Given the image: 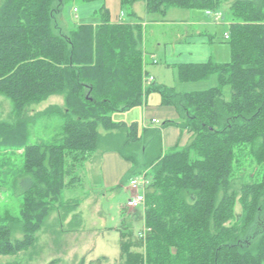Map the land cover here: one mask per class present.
Here are the masks:
<instances>
[{
  "label": "trees",
  "instance_id": "16d2710c",
  "mask_svg": "<svg viewBox=\"0 0 264 264\" xmlns=\"http://www.w3.org/2000/svg\"><path fill=\"white\" fill-rule=\"evenodd\" d=\"M99 1L0 6V98L11 106L9 119H0V151H23L19 219L7 213L0 220V257L31 250L52 212L65 222L77 210L80 203L62 195L79 182L76 169L105 147L132 164L128 183L142 174L149 180L144 228L122 232L120 264H264V0H121L130 15L145 1L148 15L160 18L171 9L230 7V60L176 67L181 82L216 77V86L180 93L152 82L147 90L178 113L162 128L177 126L187 138L168 152L160 129L140 132L137 123L111 117L143 104L141 22L113 23L101 7L95 23H60L66 7ZM53 96L63 106L39 114L61 117V133L53 143L31 144L29 109ZM244 172L250 181L236 183ZM12 223H21V240L12 241Z\"/></svg>",
  "mask_w": 264,
  "mask_h": 264
},
{
  "label": "rangeland",
  "instance_id": "374dc122",
  "mask_svg": "<svg viewBox=\"0 0 264 264\" xmlns=\"http://www.w3.org/2000/svg\"><path fill=\"white\" fill-rule=\"evenodd\" d=\"M3 2L4 0H0V6ZM103 2L104 0L91 4L75 2L73 5L66 7L60 23L68 26L72 23H95L97 22L95 12L101 8ZM106 2L111 4L112 0H106ZM74 8L78 9L77 13L73 12ZM229 8L226 5L216 12L207 11V13L213 12L216 15L210 14L212 18L214 17L215 22L223 17L230 25ZM115 12H120V6L115 9ZM124 12L127 15V12ZM188 13L202 14V11L187 12L173 9L170 12L171 16L188 15ZM126 17V20L129 21L130 17L128 15ZM153 17L151 16V18ZM144 25L148 26L144 30L146 40L143 44V52L145 51L144 46L153 51L157 42L161 43L162 48H167V51H169V48L173 45L172 36L178 29L169 26L164 28L153 27V24L147 18H144ZM207 46L214 54V61L222 63L230 60V46L228 40L224 39L222 29L220 38H217L211 45L208 43ZM158 54L161 59L157 56L155 60L160 63L155 64L152 59L150 71L161 69L159 82L173 87L177 92L204 91L217 85L216 77H211L209 80L202 82H181L177 69L166 66L164 53L159 51ZM143 58L145 68L148 60L145 53ZM150 77L154 76L149 75ZM148 84L151 86L150 82ZM224 90L225 96L229 100L231 90L229 87ZM61 105H63V98L54 96L41 104L30 107L28 117L31 119V144L53 143L59 137L63 119L59 116L40 115L39 113H43L50 106ZM144 109V106H138L127 112L113 113L111 117L114 122H124L128 125L138 123L139 131L142 132ZM10 113V102L6 98H0V119H9ZM166 121L168 120H159L160 124ZM147 123L151 125L149 120ZM171 127L174 126L167 128ZM100 131L102 132V130ZM185 142L184 139L181 146H184ZM170 150L169 147L164 149L165 152ZM22 152V150L15 152L0 151V220L7 213L19 219L22 204V195L19 192L23 169ZM99 160L98 153H94L83 167H78L73 177L79 176V182L75 187L66 189L62 195L65 201H78L80 206L77 210L70 214L65 222H62L61 218L58 220L59 210L52 212L51 217L45 224L46 226L37 232V241L32 249L17 256H2L0 257V264H49L53 260H57L56 264H80L82 261L85 264H120L121 234L123 231H133L137 235L142 230V211L138 212L139 209H128L126 207L128 195L124 192L122 185L127 184L130 171L128 173L122 171L119 175H115L120 168H114L115 174L111 173L108 168L116 166L115 163H112L111 165L107 164L106 175H104V171H101L99 167L101 166ZM247 172L240 173L236 183L242 184L250 181ZM237 211H241V209L238 207ZM75 213L80 217L81 221L79 223L72 218ZM10 228L12 230V241L23 238L21 223H12Z\"/></svg>",
  "mask_w": 264,
  "mask_h": 264
},
{
  "label": "crops",
  "instance_id": "0c3cea01",
  "mask_svg": "<svg viewBox=\"0 0 264 264\" xmlns=\"http://www.w3.org/2000/svg\"><path fill=\"white\" fill-rule=\"evenodd\" d=\"M141 4V5H140ZM140 5V6H139ZM120 6V12H115V9ZM101 7H105L109 13H110V19L113 23H127V24H137L141 22L140 24L145 28H147L148 25H144V18L149 19L150 23L153 24L152 26H158V28H164V27H174L177 30V32L172 36V42L173 45L169 48V51H167V48H162L161 43L157 42V44L154 46L153 51L149 50L147 47L144 46L146 54L147 64L145 66V71L148 74V77L145 79V82L143 81V88H144V100L143 104L141 106H144V117H143V129H160L162 134V145L163 149L166 147L174 148L178 144L182 145V141L185 139L187 143V138L182 135V131L177 126L171 127V128H162V124H160L159 120L161 121H178L179 116L174 107H166L162 105V98L159 94L155 93L154 95L146 96L147 90L149 89L150 85L149 83V75H153L154 83L157 85H167L160 83V76H161V69H155L153 72L150 71V67L152 66V59L153 61L157 59V56L159 57V51L163 52L165 55V64L167 67L176 68L178 65L181 64H206L209 61H213L216 63H220L217 61H214L213 52L212 50L207 46L209 43L210 45L217 40V38H220V31L223 30V36L224 39H226V34H228L229 24L225 18H221L219 21H214V17L212 18L207 12L202 14H193L188 13V15H177V16H171L170 12L168 11V14L164 18L160 17H153L148 15L146 10V2L145 1H139L134 4L132 8V12L135 16L130 15V11L128 10H122L121 7V0H112L111 4H108L106 0H104ZM180 10V9H177ZM130 17V20H126V13ZM187 12H193V10H185ZM74 13H77L75 9H73ZM145 15V16H144ZM145 31H144V44H145ZM211 51H210V50ZM230 52V51H229ZM230 55V54H229ZM228 55V57H229ZM160 58V57H159ZM225 58V57H224ZM161 59V58H160ZM227 62V61H226ZM160 62L157 61L155 64H159ZM224 63V61L222 62ZM149 86V87H148ZM168 86V85H167ZM171 87V86H170ZM54 97V96H53ZM59 97V96H57ZM63 98V97H61ZM64 104V100H63ZM61 105L60 107H62ZM151 122V125L147 123V121ZM153 120H156V123L153 122ZM138 124V123H137ZM169 127V126H168ZM184 144V145H185ZM105 147L101 148L98 152V156L100 157V160L98 161L101 166V171H104L107 164L115 163L116 166H113L112 168H108L109 171L113 174H115L114 168H120L119 171L115 175H119L122 171H125L128 173L132 172V164L124 160L120 154L107 150H104ZM143 175V174H142ZM141 176V175H139ZM115 181V180H114ZM119 181V180H118ZM116 183V182H115ZM114 183V184H115ZM122 185L124 192L128 195V199L133 197L136 192L133 191L130 186ZM117 185V184H115ZM146 194V191H145ZM127 199V201H128ZM142 211L143 216V227L144 228V208L137 210ZM123 214V209H122Z\"/></svg>",
  "mask_w": 264,
  "mask_h": 264
},
{
  "label": "built area",
  "instance_id": "2783aa9c",
  "mask_svg": "<svg viewBox=\"0 0 264 264\" xmlns=\"http://www.w3.org/2000/svg\"><path fill=\"white\" fill-rule=\"evenodd\" d=\"M75 11L77 10L75 9ZM208 14L210 15L214 13L211 12ZM226 38L228 37L226 36ZM156 62L157 61L154 60V63ZM153 81H154L153 77H150L149 82L152 83ZM153 122L156 123V120H153ZM128 185L133 191L136 192V194L128 199L127 208L135 209V210L144 208L146 202L145 191L147 190V185H149V180L146 178L145 175L136 176L129 181Z\"/></svg>",
  "mask_w": 264,
  "mask_h": 264
},
{
  "label": "bare ground",
  "instance_id": "6f19581e",
  "mask_svg": "<svg viewBox=\"0 0 264 264\" xmlns=\"http://www.w3.org/2000/svg\"><path fill=\"white\" fill-rule=\"evenodd\" d=\"M127 207V206H126Z\"/></svg>",
  "mask_w": 264,
  "mask_h": 264
}]
</instances>
